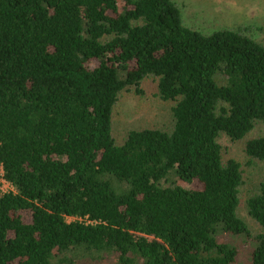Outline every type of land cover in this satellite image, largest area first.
I'll list each match as a JSON object with an SVG mask.
<instances>
[{
  "label": "trees",
  "instance_id": "trees-1",
  "mask_svg": "<svg viewBox=\"0 0 264 264\" xmlns=\"http://www.w3.org/2000/svg\"><path fill=\"white\" fill-rule=\"evenodd\" d=\"M174 127L118 144L121 95L147 81ZM264 43L203 34L175 0H0V264H264ZM198 186V187H197Z\"/></svg>",
  "mask_w": 264,
  "mask_h": 264
},
{
  "label": "rangeland",
  "instance_id": "rangeland-1",
  "mask_svg": "<svg viewBox=\"0 0 264 264\" xmlns=\"http://www.w3.org/2000/svg\"><path fill=\"white\" fill-rule=\"evenodd\" d=\"M121 1V0H119ZM183 14L187 27L203 34L230 29L241 31L259 43H264V0H175ZM144 94L135 90L124 92L114 112V136L118 144L124 143L129 132L156 128L170 132L174 127L173 104L162 101L157 96L156 84L144 83ZM254 134L264 136V127L258 126ZM220 144L227 158L243 164L244 184L240 189L241 205L239 216L247 222L254 235L262 233V228L248 214L247 200L254 195L264 181V162L250 161L244 151V142H232L223 135ZM198 187V186H197ZM13 190L4 179L0 167V192ZM247 247L241 248L239 264H251Z\"/></svg>",
  "mask_w": 264,
  "mask_h": 264
},
{
  "label": "built area",
  "instance_id": "built-area-1",
  "mask_svg": "<svg viewBox=\"0 0 264 264\" xmlns=\"http://www.w3.org/2000/svg\"><path fill=\"white\" fill-rule=\"evenodd\" d=\"M0 167H1V169H2V172H3V168H2V166L0 165Z\"/></svg>",
  "mask_w": 264,
  "mask_h": 264
}]
</instances>
